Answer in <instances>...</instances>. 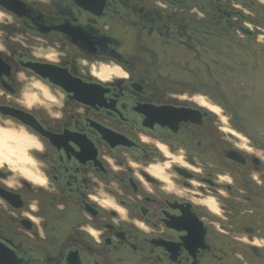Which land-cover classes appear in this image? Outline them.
Returning a JSON list of instances; mask_svg holds the SVG:
<instances>
[{
  "label": "flooded vegetation",
  "instance_id": "flooded-vegetation-1",
  "mask_svg": "<svg viewBox=\"0 0 264 264\" xmlns=\"http://www.w3.org/2000/svg\"><path fill=\"white\" fill-rule=\"evenodd\" d=\"M0 29L49 51L0 39L40 165L0 169V264H264V0H0Z\"/></svg>",
  "mask_w": 264,
  "mask_h": 264
},
{
  "label": "rangeland",
  "instance_id": "rangeland-1",
  "mask_svg": "<svg viewBox=\"0 0 264 264\" xmlns=\"http://www.w3.org/2000/svg\"><path fill=\"white\" fill-rule=\"evenodd\" d=\"M0 39L1 44L4 45L5 48H11L10 44L12 43L11 40L13 39L20 40L26 43L28 47H30L39 55L49 54V51H47L48 47L46 46L45 42L29 39L25 34H12L7 30L0 29ZM99 68L107 73H110L111 70L106 63L100 65L98 69ZM22 82L23 85L21 89V98L23 99V101H28V104L43 103L44 105H49V100L51 97H53L51 93L52 91H49L47 85L41 79L34 78L33 76L27 75L26 73H22ZM202 102L205 103L206 101L202 100ZM214 108L218 109L217 107ZM220 117L223 118V114L221 112ZM0 128L12 131L27 140V145L24 149L26 159L23 161L19 160L17 155L11 151L15 148L11 149L8 146H0V169L10 171V179L12 181L22 177L35 178L34 175L38 174L40 171V165L38 163L39 161L34 159L32 155V151L34 150V148L39 146L38 143H36L35 137L29 134L24 127L19 126L17 123L9 120H3L1 118ZM11 142L12 144H14V141Z\"/></svg>",
  "mask_w": 264,
  "mask_h": 264
},
{
  "label": "bare ground",
  "instance_id": "bare-ground-1",
  "mask_svg": "<svg viewBox=\"0 0 264 264\" xmlns=\"http://www.w3.org/2000/svg\"><path fill=\"white\" fill-rule=\"evenodd\" d=\"M11 141H14V144H12ZM27 145V140L20 137L18 134L1 129L0 128V146H8L14 154L17 155L18 159L23 161L26 159V155L24 154V149Z\"/></svg>",
  "mask_w": 264,
  "mask_h": 264
},
{
  "label": "clouds",
  "instance_id": "clouds-1",
  "mask_svg": "<svg viewBox=\"0 0 264 264\" xmlns=\"http://www.w3.org/2000/svg\"><path fill=\"white\" fill-rule=\"evenodd\" d=\"M113 74L116 76H122V77H126L128 75V73L124 71L120 66L115 65L111 68L110 74L104 75L102 78L105 80L111 79V75ZM88 231L91 232L93 236H98V233L94 231L92 228H88Z\"/></svg>",
  "mask_w": 264,
  "mask_h": 264
},
{
  "label": "water",
  "instance_id": "water-1",
  "mask_svg": "<svg viewBox=\"0 0 264 264\" xmlns=\"http://www.w3.org/2000/svg\"><path fill=\"white\" fill-rule=\"evenodd\" d=\"M35 69L41 74L43 75L44 77L48 76V71H46L45 69H40V68H37V66L35 67Z\"/></svg>",
  "mask_w": 264,
  "mask_h": 264
}]
</instances>
